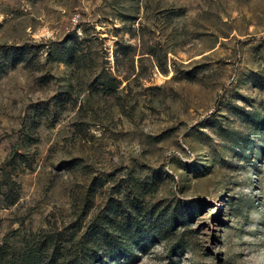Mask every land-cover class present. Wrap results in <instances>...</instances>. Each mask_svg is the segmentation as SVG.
<instances>
[{"label":"rangeland","instance_id":"1","mask_svg":"<svg viewBox=\"0 0 264 264\" xmlns=\"http://www.w3.org/2000/svg\"><path fill=\"white\" fill-rule=\"evenodd\" d=\"M8 48L1 256L264 264V0H0Z\"/></svg>","mask_w":264,"mask_h":264},{"label":"trees","instance_id":"2","mask_svg":"<svg viewBox=\"0 0 264 264\" xmlns=\"http://www.w3.org/2000/svg\"><path fill=\"white\" fill-rule=\"evenodd\" d=\"M7 52H5L6 54L3 53V55L0 57V63H2V65L0 66V74L1 71L4 70L5 68H8L10 70V68H14L16 65H18L19 63L23 62V63H28V61H26V55H27V51H24L20 48H8L6 49ZM4 178V177H2ZM5 180V179H4ZM8 180L5 182L7 183ZM5 183H1V185H7ZM8 187H6L8 191H6V193H3V201L5 203H7L9 206L15 205L18 201H19V191H18V185L16 182H13L10 185H7ZM5 189V188H4ZM5 192V191H4ZM131 221V220H129ZM92 234H94V232H90L89 235L91 236ZM50 238L47 239V237H45V239L42 241V245L44 246V248L46 250H52V247H48L49 243H50ZM51 244H53L51 242ZM99 244V243H97ZM42 245L41 247L35 249L34 251L30 252V254H27V256H25V258L20 260V264H95L97 263H102L103 261V257H100L96 252V255L94 258L91 259H87L86 256H88V253H86L84 256L82 255H77V256H71L72 258H69V261H63V263H58V261L56 260V258L54 257L56 255L57 252H59L58 249H54V253L51 254L50 256H47V259H43L42 258V254L41 252H38V249L40 251H42ZM94 247L98 248V249H103L104 247V243H100L99 245H93ZM93 251V250H92ZM120 251H118L117 249L112 250L111 252V256L114 254L115 256H120L121 254L119 253ZM130 257H126V259L129 260ZM42 259L43 262L42 263ZM95 261V262H92ZM0 264H16V261L14 259H6L3 256H1L0 253Z\"/></svg>","mask_w":264,"mask_h":264}]
</instances>
